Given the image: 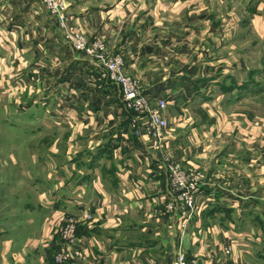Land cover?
<instances>
[{
	"label": "crops",
	"instance_id": "crops-1",
	"mask_svg": "<svg viewBox=\"0 0 264 264\" xmlns=\"http://www.w3.org/2000/svg\"><path fill=\"white\" fill-rule=\"evenodd\" d=\"M97 1L65 0L67 26L79 28L89 39L102 38L112 53L122 52L127 45L139 49L144 42L140 38L142 30L145 39L152 29V0L90 5ZM190 4L191 0L185 5L182 0H160L155 6L161 21L155 24L161 23L166 29V33L161 31L162 38L172 32L174 38L185 41L173 20L163 17L182 9L187 19L195 21L190 27L192 42L199 45L194 52L182 46L175 53H167L179 61L161 63L158 81L156 74L150 72L143 78V71L138 70L144 65L142 58L147 61L149 54L142 57L137 50L127 58V66H132L128 73L138 79L149 101H154L149 92L172 98L154 101H165L161 112L168 126L163 138L158 141L145 134L137 137L117 122L118 127L113 129L103 127L89 148L77 144L83 135L76 134L72 127L73 119L81 121L85 117L81 109L87 111V102L84 100L75 110L71 94L97 91L99 79L94 76L90 59L72 48L57 19L37 0H0V14L10 7L15 14L6 15L22 29L13 44L16 63L0 58V264H57L54 255L61 247L57 228L61 215L66 214L65 206L72 213L82 211L77 214L82 213L84 219L78 221L74 240L79 255H73L66 264H92L93 255L100 254L102 261L109 256L111 264H170V254H176L182 245L192 252L194 264L199 260L202 264H244V254L251 256L248 264H264V150L256 146L252 134L244 133V103L254 97L247 93L254 87L246 84L245 75L250 71L244 55L232 51L244 32V23L255 28L264 43V0L244 3L246 19L225 12L229 7L201 11ZM9 20L0 18V26ZM5 45L0 41V48ZM10 73L17 77L15 85L10 84ZM223 93L228 94L221 101ZM67 94L69 101L65 100ZM209 101L213 102L211 106L206 104ZM170 105L174 116L169 113ZM14 107L18 112L10 116L8 111ZM19 120L21 123H17ZM146 122L142 123L144 131ZM2 124L19 125L22 134L10 136ZM28 137L37 141V146L21 145L19 141ZM42 139H47L45 145H41ZM174 157L183 167L186 165L184 168L203 173L196 210L183 232L180 212L166 211L168 195L161 193L163 180L167 181L164 173L168 164L175 162ZM11 168L25 173L33 183V202L13 200L16 210L6 195L11 178H16ZM107 168L113 172L112 190L103 172ZM56 171L62 174L58 176ZM9 211L10 233L3 222L7 218L4 213ZM88 214L92 218L85 219ZM126 219L127 228L132 229L139 224L138 219H146L153 223L154 236H161L164 228L172 242L164 237L158 242L149 240L146 235L141 236L146 241H132L123 231ZM42 220L37 233L29 230ZM168 222L179 227L176 229L181 235L176 243L177 233L169 229ZM143 227L140 229L145 230ZM94 239L98 241L95 246ZM226 247L232 251L226 253Z\"/></svg>",
	"mask_w": 264,
	"mask_h": 264
},
{
	"label": "rangeland",
	"instance_id": "rangeland-1",
	"mask_svg": "<svg viewBox=\"0 0 264 264\" xmlns=\"http://www.w3.org/2000/svg\"><path fill=\"white\" fill-rule=\"evenodd\" d=\"M159 1L160 0H158V1L152 0L153 6L155 7V10H153L151 12L152 16L150 18V19H152V29L147 31V33H149V35L145 39H144V31L142 30L140 38H142V40L144 42L141 44L140 48L139 49L138 48L132 49L127 45L124 49L122 48V52L115 53V54H119L122 57L123 62L126 63L125 67L127 69L126 70L127 73H128L129 68H132V66H129V67L127 66V58L129 57L128 55H132V53H134L137 50L140 51V53H142V57L146 54H149V55H147V61H145V59L142 58V63L144 65L141 68L139 67L138 70L143 71V73L141 74V76L143 78H145L144 74H148L150 72L152 74L153 73L156 74L155 75L156 81L159 80V75H160L159 73L161 72V69H162L161 63H169L171 60L174 63L179 61L178 59H174L173 57L171 59L170 57H168L166 55L167 53H175L178 50L177 47H182V46L186 47L191 52L192 51L194 52L195 49L199 46L198 44L193 43L192 39H191L193 33H191L190 27L195 22L194 18L187 19L186 18L187 13L183 12L182 9H179V11L177 13L170 12L168 15L163 14V17H169L170 19L173 20L174 26L176 28H179V31H180L179 35L183 34L185 41H180L178 38H174L173 35H171L172 32L168 34L169 39L168 38H162V32L161 31L165 30V33L167 31H166V29L162 28L163 26H161V23L155 24V21H157V20L161 21V13L157 11L156 6H155ZM188 1L189 0H182V3L185 5L186 3H188ZM247 1H250V0H196V1L191 0L190 6L196 4L198 9H200L201 11H205V10L208 11L210 9L215 10V9H218V7L222 8L225 6V7H229V8H224L225 12H229L232 16L238 17L241 19H242V16H244V19H246L247 13L244 11L245 10L244 9V3ZM37 2H39V5H41L43 8H45V5L43 4V2L41 0H37ZM92 3H97V4H90V5L102 6L103 4H105L107 6V5H110L113 3H117V1L116 0H99L97 2H92ZM10 5H13V10L16 11L15 5L13 4V2H9V6ZM246 7H247V5H246ZM148 8H149V10L153 9L151 4ZM13 10L9 7V10L7 11V13L2 12L0 14V18L3 20H5V19L9 20V17L12 16L13 14H15V12ZM220 10L221 9H219L218 11H220ZM195 11H196V9H194V12H193L194 14L196 13ZM6 14H9L10 16L8 17ZM46 14H47V12H46ZM46 14L43 13V15H46ZM248 14L250 15V12ZM190 15H192V13ZM262 16L264 17V5H263V10H262ZM247 22H249V21H247ZM74 28L75 27L73 26V29ZM19 30L21 31L22 29L17 28L14 23H11L10 20L7 23H3V25L0 26V41L6 42L5 47L0 48V50H1L0 51V58L4 57V61L14 60L15 63L17 61L15 59V56H14V54L16 53V49H15V46H13V44H15V40H17V34H18L17 31H19ZM169 30L171 31V29H169ZM85 37H87V36L85 35ZM258 37L259 36L256 33V29L253 27L246 26V23H244V32L242 33V35L239 36L238 42H236L233 45L232 51L242 53L244 55V62L247 64L248 70L250 71V73L248 75H245V79L247 80L246 84H252L251 86L254 87L253 91L247 92L248 94H250V97L253 95H254V97L249 99L246 104L244 103V133L246 136L252 134L253 139L258 143V145H256V146L260 150L261 149L264 150V91H263V89H264V43H262ZM87 39L90 41H93L95 39H100V38L92 37V39H89L87 37ZM101 40H102V38H101ZM104 46L106 49L105 43H104ZM106 51L108 53L112 54V51H110L108 49V47H107ZM144 51H146V52H144ZM148 56H149V58H148ZM88 58L90 59L89 60L90 64L92 66L93 72L95 73L94 76L97 77V79H98V74H97L98 67L95 65V62L93 61V59L90 56H88ZM15 63H12V64L15 65ZM15 66H17V65H15ZM103 73H101V80H99L96 83V85H97V91L96 92L86 91V92H82V93H78V94L77 93L71 94L72 95L71 100L75 103V105H74L75 110L80 109L79 106L83 105L82 102L84 100H85V102H87V111H84L85 108L81 109V110H83V115L85 117L83 119L81 118L82 119L81 121L73 119L74 122H73L72 127L75 130L74 132L78 135H83L79 139L76 140L77 144L82 146V147H86L87 145H89V148H92L95 144L96 136H98L102 132L101 129L103 127H105V129H107L108 127H112V129L115 127H118V125L116 124L117 122L120 124V126L125 131H129L130 133L132 132L133 135L137 134V137L142 138L143 134H145L146 136L149 135L146 131L143 130V127H142V123L147 121L148 113L142 112V113L138 114L137 112L132 110L126 104L125 100L123 99L119 85L117 83H111L110 81H108L107 80L108 78H106V76L103 75ZM16 79H17V77L15 75L13 76V74H11L10 75V84L15 85ZM13 83H15V84H13ZM244 86H245V84H244ZM149 94H150L151 99H154V101L156 98H162L164 100H167V98L172 99L169 95H167L165 93H161V92H149ZM227 94L228 93H223L222 98H220L221 101L223 100V97ZM68 95L69 94L65 95V100H67V101L70 100V97ZM220 95L221 94H219V93L217 94L218 97ZM4 98L5 97H3L2 99H4ZM52 98H54V97H52ZM45 99H48V98H45ZM157 100H160V99H157ZM154 101H150L151 110L157 111V110H159V108L157 106V103H155ZM212 103H213L212 101L206 102V104L210 105V106L212 105ZM41 108H44V107H41ZM214 109H217V108L214 107ZM17 110L18 109L14 107L13 109H9L8 113L10 114V116H12V115L15 116V114L18 112ZM168 110H169V113L171 114V116H174L175 110L171 105L168 106ZM187 110H191V109L187 108L186 111ZM38 111H40V110L38 109ZM215 111H217V110H215ZM218 113H220V111H218ZM3 114H4V112H3ZM63 115H64L63 113L60 114V116H63ZM103 120H104V122H103ZM19 121L20 122H17V123H21V120H19ZM14 126L12 124H2L3 129L10 136H15L16 132H18L19 134H22L21 130L19 128V125H17L16 127H14ZM124 130H123V132H124ZM63 131H64L63 129L59 130V132H61V133H63ZM175 131L176 130H174V133H175ZM86 133L88 135V138H85ZM105 135H106V133H105ZM19 140H16V143L13 146H15ZM19 142L21 143V145L24 142V145L28 146L30 148H34V146H37V144H36L37 141H34L32 139V137L24 138V140L21 139ZM46 143H47V139L41 140V145H43V144L45 145ZM187 144H190V143H187ZM173 159H174L173 161H175L174 163L181 165V167L184 170L191 172L192 169H189V167L184 168L186 165L183 167L182 164L176 159V157H174ZM170 164H172V163H170ZM170 164H168V165H170ZM108 169L109 168L104 169L103 172L106 171L104 174L106 175V179L109 182V186H110L109 189L112 190L115 188L114 182L112 179L113 172L111 170L107 171ZM167 171H168V167H167ZM11 172L12 173L14 172V174L16 175V178H11V182H12L11 187H6V195H7V197H9V200L11 201L10 202L11 207L14 210H16L18 207L16 206L17 204L13 203V200H14V202L18 201V202H23V203L26 201L33 202V195H32L33 190L31 188V187H33V183L31 182V178L25 176V173L23 174L22 172H20L19 169L16 168V172H15L14 168H11ZM55 173L58 176L60 174H62L61 172H57V171ZM54 174L52 173V175H54ZM164 174L166 176L167 172ZM164 179L167 180L166 177ZM163 182L165 183V186L163 187L164 190L161 191V193L166 192L168 195V191H169L168 180L167 181L163 180ZM202 182H203V180H202ZM14 193H16V195H13ZM198 193L199 194L201 193L200 190ZM56 194H57V196H59L57 191H56ZM150 194H151V192H150ZM251 195H253V193ZM244 196H246V195H244ZM67 202L70 203L69 201H67ZM236 206H237V204H236ZM45 209H43V210L45 211ZM64 211L67 215L66 214L61 215V219H62L61 223L65 224V222L67 220L68 221L75 220L76 221L75 234L78 235V226H77L78 221L83 219V217H82V213H79V214H77V213L82 212V211L76 210L77 213H72L73 210H68L67 206H65ZM11 213H12V211L4 213V216L7 217L5 219L6 223L3 220L5 225L8 223V217L11 215ZM31 216H32V214H31ZM90 218H92V216L90 214H88V215H86L85 219H90ZM43 220L41 222L39 221V223L37 222L34 226L32 224V227L31 228L29 227V230H32L34 233H37L41 223L43 222ZM85 221L88 222L87 220H85ZM128 221H129L128 219L125 220L126 224H124V226H123V228H124L123 231H125V233L128 235L127 238L129 237V239L132 241L136 242L138 239L142 240V241H146V240H143L141 237L142 235L143 236L146 235L144 237H146L147 239L149 238V240H151L153 238L154 241H157V239L159 237H161V238L164 237L166 240L172 242V238L171 239L167 238V236H166L167 233L165 232L164 228L162 229V235L161 236H154V234H153L154 233L153 223L147 221L146 219H138L137 223H139V224H137L135 226V228H133V229L127 228ZM140 221H142V222H140ZM88 223L93 224V221H89ZM166 224L169 225L168 227L170 230L176 231V233H177V235L175 236L176 240L173 241L176 243L177 239L181 235L179 233V231L177 232V229H176V228L179 229L178 225L176 223L173 224L171 222H168ZM58 226H60V225H58ZM141 226L142 227L145 226V230L140 229ZM149 226H150V228H149ZM165 227H166V225H165ZM12 230H13L12 226L7 224L6 232L10 233ZM106 234L109 235L111 238L113 237L112 232H110L108 230H107ZM97 242L98 241L96 239H94L92 244L95 246ZM53 250H54V248H53ZM154 251L157 253L158 249H154ZM177 251L175 252L176 254H178L180 251L183 252L184 254H185V252H187L190 255V258H187V253L185 254L187 260L188 259L190 260L192 258V254H190L192 252L186 251L184 248V245H182V247L181 246L178 247ZM231 251H232V249H231ZM176 254H174V253L170 254L171 258H168L169 263L174 260ZM93 257H94V259L92 260V262H93L92 264H111V262H112V259H110L109 256H107V255L104 256L103 261H102V255L101 254L100 255H93ZM156 258L160 259V257H158V256H156ZM160 260H162V259H160ZM191 260H193V259H191ZM249 262H251V256L247 257L244 254V264H248ZM199 263L202 264L201 260L197 261V264H199ZM57 264H59V263H57ZM63 264H66V263H63ZM189 264H191V263H189Z\"/></svg>",
	"mask_w": 264,
	"mask_h": 264
},
{
	"label": "built area",
	"instance_id": "built-area-1",
	"mask_svg": "<svg viewBox=\"0 0 264 264\" xmlns=\"http://www.w3.org/2000/svg\"><path fill=\"white\" fill-rule=\"evenodd\" d=\"M48 13L54 16L72 48L90 56L98 67V79L101 80V73L108 78L111 83H117L121 89L123 99L126 104L135 112L148 113L145 131L153 139L160 141L165 129L168 126V120L161 110L165 107V101H157L159 110H151L149 97L141 90V85L135 77L126 72L125 63L119 54L108 53L104 42L101 39L90 41L80 31L79 28L67 26L66 4L64 0H41ZM137 132V131H136ZM137 135V134H136ZM203 179V173L199 170L188 172L181 165L172 163L168 165L167 180L169 183L168 199L164 207L166 211L178 210L182 218L180 230L183 232L186 225L193 218L196 210V196L199 194V187ZM76 221H66L57 228L58 239L61 241V247L54 255V261L59 264L68 263L73 255H79L78 248L74 240ZM230 247H226L225 252L229 253ZM194 264V260L188 261L183 252L176 254L171 264Z\"/></svg>",
	"mask_w": 264,
	"mask_h": 264
}]
</instances>
